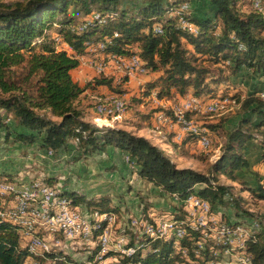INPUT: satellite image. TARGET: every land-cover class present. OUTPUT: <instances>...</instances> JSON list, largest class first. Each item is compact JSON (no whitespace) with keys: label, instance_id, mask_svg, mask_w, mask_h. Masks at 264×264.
<instances>
[{"label":"trees","instance_id":"1","mask_svg":"<svg viewBox=\"0 0 264 264\" xmlns=\"http://www.w3.org/2000/svg\"><path fill=\"white\" fill-rule=\"evenodd\" d=\"M123 1L0 0V92L9 94L0 96V129H6V140L13 137L21 143L39 142L41 148L53 153L68 148L70 141H77L84 154L114 146L126 152L143 179L171 197L184 200L195 192L196 197L209 200L215 209L235 200L240 212L242 196L234 192L235 186L220 184L219 176L240 180L237 171L250 166L244 153L246 143L256 138V132L264 133V99L258 94L264 85L256 91L243 90V93L234 90L232 80L243 71L264 78V10L254 9L252 0H248L249 6H243L244 0H207L212 15H206L193 12L192 0H147L136 14H130L125 8H119ZM73 5L79 6L75 14L71 12ZM184 24L194 28L184 27ZM54 26L56 33L50 35L48 31ZM105 38L115 42L106 44L105 54L123 58L138 55L150 72L158 73L145 83L142 96L152 90L158 91L160 97L173 100L184 98L189 92L205 100L231 96L249 113L227 132V142L212 166V174L179 168L144 136L117 126L98 127L85 120L78 100L86 91L97 93L102 88L116 93L127 91L123 87L128 78L111 76L108 72L85 85L73 78L72 71L80 66L78 56L87 54L88 46ZM61 42L62 48L72 51L61 49ZM133 100L144 103L142 97ZM255 116L256 122L253 121ZM7 117L15 120L13 127L6 121ZM197 121L212 138L217 126ZM203 133L200 129L181 142L173 141V146L181 149L196 145ZM262 148L264 153V141ZM255 176L254 185L241 182L255 200L264 201V176L259 172H255ZM0 180L13 181L7 175H0ZM46 181L44 183L52 186L51 178ZM197 185L201 186L196 189ZM60 194L62 198L72 199L75 205L85 203L90 209L102 212L103 219L92 222L95 237L105 228L106 219L113 216L109 213L119 211L107 197L85 202L87 198L77 192ZM12 199L13 195H0V208H5L0 209V264H31L23 224L6 218ZM242 211L247 213L246 220L256 219L260 224L259 231L246 242L251 264H264V211L256 212L258 216L252 211ZM172 216L183 218V209L172 212ZM188 222H182L187 231L179 239L178 247H175V237L161 239L144 234L140 235L138 244L131 241L134 248L131 254L114 249L100 254V247L95 246L86 261L103 264L113 256L118 264H207L210 248L207 245L198 248L201 230ZM36 233L43 236L46 230L37 228ZM33 258L42 261L41 264H85L62 251H50L45 257Z\"/></svg>","mask_w":264,"mask_h":264},{"label":"rangeland","instance_id":"2","mask_svg":"<svg viewBox=\"0 0 264 264\" xmlns=\"http://www.w3.org/2000/svg\"><path fill=\"white\" fill-rule=\"evenodd\" d=\"M146 2L147 0H124L123 3L120 4L119 8H125L129 11L130 14H136L138 8ZM247 5L249 6V1L244 0L243 6ZM210 8L211 5L207 0H192L193 12L196 11L202 12L206 15H212V9ZM78 9L79 6H71V12H74V14ZM92 14H94V12ZM79 16H81V14L78 15V17ZM48 32L50 35H54L56 33V26H54L53 29L49 30ZM108 73L112 76V70H108ZM149 74H151V76L153 77L157 73L149 72ZM145 83L146 82L140 83L138 97H144L141 95V93L145 90ZM85 84L86 83H84L83 85ZM240 86L241 85L233 83L234 90L243 91L244 88H241ZM127 90L128 91L124 93L113 92V96L110 93L108 95L101 96L100 99L97 98L96 100L92 97L91 94H85L79 98L78 104L84 111L85 118L87 116L90 118L91 113H95L93 122L91 123L95 124L96 126L115 127L117 126V124H120V127L125 128L130 132L141 136H148L149 140L153 144L161 148L179 168H193L205 174H212V166L213 164H215L220 154H222L224 146L227 142V132L235 128L243 117H247L249 115L248 112H244L242 110L241 103L238 102L235 98H230L228 100H223L221 103H217V105H214V109L196 106V119H198L200 123L205 122L206 124L216 125V132L212 134V138L209 137V135L207 136L208 147L206 149L204 145L205 143H200L206 142V134L204 135L205 132L199 137L196 145H186L181 149H176L173 146L175 135L174 138L172 137L173 134H176L174 132L175 130H170V128L168 129L165 127L167 126L165 123V119H156L155 123L153 120L155 109L150 106V103L144 101L142 105L135 102L133 100V92L135 90L132 87L127 88ZM0 96L7 97L9 96V94L2 95V93L0 92ZM193 96L202 99L204 102L206 101L203 98L197 97L195 95ZM158 98L165 97H160L158 94ZM242 98H244V94ZM114 99L121 101L122 103H124V105H127V108L125 110L122 109L121 112H115L112 114H100L97 111V107L99 104H105L109 106V108H112ZM206 102L204 104L210 103L211 99L208 100L207 103ZM177 106L178 100L169 99L168 104L166 105V113H174V108H177ZM2 112L5 113L4 110ZM40 113L45 114L44 111H40ZM47 115L54 120H58V118L52 116L51 113H48ZM11 116L13 118L12 114ZM8 117L6 118V121L9 124H12L11 126L13 127L16 122L14 119ZM90 120H92V118ZM253 121H258V118L255 116ZM218 125H221L222 127ZM198 130L200 131V129L193 130L192 134L198 133ZM201 130L205 131L206 129L204 128ZM184 138L185 136H177L176 141L181 142ZM256 138L258 139L257 143H260L262 145V142L264 141V133L259 131L256 132ZM47 152L53 153L52 151H47L46 149L41 148L39 142L33 144L21 143L15 141L13 137H11L9 140H6V129H0V175H7V177H11V179L13 180H0V195H13V199L10 201L8 207L17 205L21 201L20 198L37 200V192H47V190L53 191L54 186V192H57L58 196L56 197V199L55 197L50 198V204L54 203L52 200H63L60 194L61 192H77L87 198L85 202L90 199L94 200L101 197H107L112 203V206L119 208V211L116 214L109 213L114 217L113 223H117L119 225V227H116V234H124V228H132V224H130L132 223V220H129L131 217H153V220L166 219V225L178 219H181V217L178 219L174 218V216H172V212H179V210L182 208V205L173 202L174 200H172L171 195L166 194L164 191L163 193H165L166 195L163 194L161 192V189L156 188V185L149 182L148 180L143 179L137 172V168L129 161L126 152L117 151L115 148L110 146L105 151H97L91 154H84L77 141H70L68 148L58 150L54 154H49ZM263 156L264 155H262V158ZM262 158L261 160H258L262 161ZM255 160H257V157L252 162H255ZM247 169H249V167H247ZM49 178H51L52 180V186L44 183L47 182L46 180H48ZM241 178V181L249 182V175H241ZM219 183L235 186L234 192H236V194L242 196L243 198V200L241 201L243 207L241 208L242 210L252 211L254 212L255 216H258L259 214H257L256 212L264 211V201L255 200L249 191L244 190L245 186L242 184V182H234L226 175H220ZM10 184L14 185H11V188H9L8 186ZM254 184H256V182ZM36 185L38 187L37 191H30L36 190ZM200 186L201 185H197L196 189H198ZM189 195L195 196V192H192ZM64 199L70 201L72 205H75L73 204L72 199L68 197H65ZM200 200L207 199L201 198ZM179 201L188 202L189 196L184 200H181L179 198ZM207 201L209 202V204H211L209 200ZM229 201L230 204L219 206L218 212L227 214L228 218H230V223H241V221L243 222V220H246L244 216L247 213L243 212L242 210L240 212L237 211L235 200ZM77 205L82 206V208L85 209L84 211L93 210L90 209L85 203ZM145 208H147V210H145ZM175 208L178 210H174ZM98 211L94 213H102ZM182 219H189L190 221L188 222V224L201 230L202 235L205 234V228H209L208 221H200V226H197V221L193 220L192 218ZM111 224H109L108 227H110ZM164 227H161V230H163ZM221 230L222 227L220 228V232ZM127 232L129 235V240L135 242V244H138L140 235L132 231ZM105 233L107 234V231ZM46 235L41 236L39 234V236L41 237H45ZM174 239L176 240L175 247H178L180 240L177 241L176 238ZM223 241V239H221L220 241H216V236H209V243L212 242L211 245L204 244V239L200 238V240L198 241V248L200 246L204 248L205 245H207V247L210 248V253L213 254L212 250H215L217 246H220ZM94 247L91 248L92 253ZM111 247L109 249H114L116 251L118 249L119 251H121L122 248L123 250H128V248L124 246ZM82 251L81 253H78L80 259L86 256ZM196 252L198 253L199 250H196ZM237 252H240V255L242 254L241 251L231 250L228 254L229 256L226 254L224 256L221 255L220 261H223V259H232L233 255ZM184 253L187 254L186 250L184 251Z\"/></svg>","mask_w":264,"mask_h":264},{"label":"built area","instance_id":"3","mask_svg":"<svg viewBox=\"0 0 264 264\" xmlns=\"http://www.w3.org/2000/svg\"><path fill=\"white\" fill-rule=\"evenodd\" d=\"M189 4L191 3H188L187 5ZM252 7L254 9H264V0H252ZM184 27L194 28L191 24H184ZM114 43V39L106 38L99 41L98 43H92V45L88 46L87 54L78 56L80 65H88L93 70L94 65H101V72H95L97 76H104V70H112V76H123L128 78L125 86L131 78H140L144 75L149 74L150 70L145 69V62L142 61V59L138 55H125V58H116L114 56H105V54H99V45ZM61 49H66L69 52L72 51L71 48H62V42ZM140 83L144 82L141 81ZM262 92L264 91H259L258 93ZM143 98L145 102L150 103V106L152 108H154L155 110L158 109L154 114L155 119H165V123L167 126L173 128L176 125L180 128V130L175 134V140H177V136L191 135L194 129H202L196 119V104L200 103V101L198 99H195L193 94L178 99V106L174 110V113H166V105L168 104L169 99L166 97L158 98V91L156 90H152ZM230 98L232 97L226 96L223 98L211 99V102L209 104H205V106L209 107L212 105H216V103H221L223 100H228ZM114 108H121L125 110L127 108V105H124V103H117ZM207 136L208 135L206 134V142H200L205 143V149L208 147ZM11 185L14 184H10L8 187L11 188ZM54 189L55 187H53V191L37 192V200L43 202V206L49 204L50 196L54 192ZM30 191H37V185L36 190ZM173 200V202L182 205L184 213V216H182L183 218H192L193 220H196L197 226H200V221H209V228H205V234H203L201 237L204 239V244H211L209 243V236H216V241H220L221 239H233V241H239V233L245 230L236 228V236H222L220 235L221 227H232L230 226V218L223 214V212H218V209H215L208 204L202 203L200 199L195 198L194 195H189L188 202H180L179 198ZM61 208L62 215L54 217V220H57V225L62 226V238H54L53 235H46L47 241L51 242V245L55 247V249L70 248L71 254L75 258H77V260H80L78 253H81V251L83 250V254L87 255L88 248L91 244H88L87 240H76V233L79 231L88 232L89 227L92 226V219L99 218L102 214H97L91 211H84V208H82V206L77 205ZM65 214H73V221H65ZM8 218L13 219L10 217ZM129 220H132V228H124V234H116V227H119V225L117 223H113L112 221V224L107 229V234L99 235L96 243L106 244V249H109L111 246H124L130 251L131 240H129L127 231H132L138 235L153 234L155 232H158L161 227L166 226V219L153 220V217H131ZM184 231L187 230L184 229ZM240 242L241 249H247V256L245 257V260L228 264H251L252 258H250L248 248H245L244 241ZM229 253L230 252L223 254L228 255ZM184 255L186 256L187 254L184 253ZM109 262H114V259Z\"/></svg>","mask_w":264,"mask_h":264},{"label":"bare ground","instance_id":"4","mask_svg":"<svg viewBox=\"0 0 264 264\" xmlns=\"http://www.w3.org/2000/svg\"><path fill=\"white\" fill-rule=\"evenodd\" d=\"M259 10L263 11L264 9H259ZM106 48H107L106 44L99 45V54H105L104 51ZM105 56H114L116 58H123L117 54H105ZM94 69L96 70V72H101V65H94ZM145 69H147V68L145 67ZM107 72H108V70H104V74H106ZM262 91H264V89ZM259 95L262 99H264V92L260 93ZM195 99H198L200 101V103H197L196 106L204 107V108H210V109H212L214 107V105L209 106V107L205 106L204 103L206 101L208 102V100H206L204 102L202 99H199L196 97H195ZM117 103H122V102L114 99L112 108H109V106H107L105 104H99L100 106L98 105L97 111L100 114H112L115 112L116 113L121 112L122 111L121 108H114V106L117 105ZM207 104H209V103H207ZM216 105H217V103H216ZM175 109L176 108H174V110ZM204 135H205V133H204ZM209 143H211V142H209ZM210 146H211V144H210ZM48 191H52V190H47V192ZM57 196H58L57 192H53L51 194L50 198L55 197V199H56ZM195 198L201 199L199 197H195ZM174 199H177V198H174ZM20 200H19L20 202L17 205L11 206V209L6 213V218L7 219H9L8 217L13 218V219H9V220H11L13 222L21 221V223L23 224V226L25 228L24 236H25V239L27 240V248H28L27 252H29V254H30V260L32 262L31 264H41L42 261L40 262L39 260L34 259L35 257L33 258V256H37L39 258L45 257V255L52 250L62 251V252H65V254L67 253L70 255V253H71L70 248L55 249V247H53L51 245V242L47 241L46 236L45 237H41L42 235L39 236V234L36 233V230H37V228H43L46 230L47 235H53L54 238H62V226L57 225V220H54V217L62 215V208L61 207H69L72 205H70L67 202V200H65L64 198H63V200H52L54 202L53 204L49 203V204H46L45 206H43V202L38 201V200H34V199L33 200H27V198H20ZM200 201L202 203H205V204H208L211 206V204H209V202L207 200H200ZM0 215H2L1 211H0ZM102 219H103V217L100 216L99 218L92 219V222L93 221H99ZM113 220H114L113 216H109L106 219L105 228L102 229L103 231L99 235H106L105 232L107 231L109 224H111ZM65 221H73V214H65ZM188 221H190V220L188 219ZM182 222H184V220L171 222L170 224L166 225L163 230L159 229L158 232H155V233L149 234V235L152 238L168 239L170 237H175L177 240H179L180 238L184 237L186 234V231H184V229H186V228L184 227V224ZM130 224H132V223H130ZM230 226H232V227H222L220 235H222V236H236V228L245 229V230H243L241 233H239V241H233V239H223L224 241L220 244V246H217V247L214 246L216 248H215V250H212L213 254H211V256H210L212 258H210L208 264H228V263H236L238 261L245 260V257L247 256V250L241 249V242L240 241H244V246L246 248L247 240L250 237L254 236V234L256 232L259 231V229H258L259 223L256 219H248V220H245L241 223L231 222ZM26 235H27V237H26ZM99 235H97L96 237L94 236L92 226L89 227L88 232L87 231H79L76 233V240H87V243L91 244L88 248V254L86 256H84L83 258H81L80 260L76 259L77 261L84 262L85 264H90L86 260H88L89 255L92 254L91 248L94 247L95 245L100 247V251H101L100 254H105L108 251V249H106V244L96 243ZM213 237H215V236H213ZM214 247H212V248H214ZM200 248H202V246H200L199 249ZM231 250L241 251L242 254L240 255V252L239 253L237 252L236 254L233 255L232 259L229 258L228 260L223 259V261H220L221 255L224 256L225 254H223V253H228ZM117 251H119V249ZM133 251H134V248L131 247L130 251L129 250H123V248H122L121 251H119V252H121L122 254H131ZM64 258H65V256H64ZM250 258H252L251 255H250ZM112 259H114V262H109ZM64 260H66V259H64ZM52 262H53V260H52ZM76 262H74V263H76ZM50 263H51V260H50ZM109 263L118 264L117 258L115 259L112 257V258L106 260L103 264H109ZM43 264H44V262H43Z\"/></svg>","mask_w":264,"mask_h":264},{"label":"crops","instance_id":"5","mask_svg":"<svg viewBox=\"0 0 264 264\" xmlns=\"http://www.w3.org/2000/svg\"><path fill=\"white\" fill-rule=\"evenodd\" d=\"M198 13L199 14H203L202 12H198ZM95 72H96V70L95 69L93 70L88 65H80L78 69L72 71V74H73L74 80L77 81L80 85H83L84 83H87L89 80H91V79H93V78H95L97 76V74ZM157 76H158V73L155 76H153V77L151 76V74H147V75H144V76H142L140 78H131L129 80V82L126 84L125 89L132 87L135 90L133 92L134 93L133 94V97H136L137 98L138 97V91H139V88H140V82L141 81L147 82L150 79L155 78ZM232 80H233V83L238 84V85H241L240 87L241 88H244V90L246 92L256 91L258 89V87H261L262 85H264V78L262 76H259L257 74H251L249 71H246V72L243 71L241 73V75H239L237 77H233ZM263 89H261V90H263ZM110 93L112 94L113 92L110 91L107 88H102L97 93H93L91 91H86L83 95H85V94H91L92 97L96 100L97 98L100 99L101 96L108 95ZM190 94H192V93L189 92L188 95H190ZM94 116H95V113H91L90 118L87 116L85 118V120L90 121V122H93ZM91 118H92V120H90ZM153 120L156 123L155 117L153 118ZM117 126L120 127L121 125L120 124H117ZM165 127L168 128V129L170 128V130L171 129L172 130H175L174 131L175 133L180 130V128L178 126H176V125L173 128H171L170 126H165ZM120 128H122V127H120ZM123 129H125V128H123ZM136 135H138V134H136ZM139 136H141V135H139ZM144 137H146L147 139H149L148 136H144ZM173 138H174V136H173ZM257 142H258V139L257 138L252 139V140H250V141H248L246 143L245 148H244V153L246 154V156L248 158V161H249V164H250L249 169H247L246 167H244L241 170H238L237 171V175H238L239 178H241V175H245V176L246 175H249V182L251 184H254L256 182L255 181V172H259L260 171L259 173L262 176H264V163L262 161H259V160H261L262 155H263V148H262V145L260 143H257ZM112 147L115 148L117 151H122L121 149H119L117 147H114V146H112ZM256 157H257V160H255V162H252ZM241 180H242V178L240 180H237V181L238 182H241ZM243 180H245V179H243ZM246 180H248V179H246ZM237 181H234V182H237ZM156 188H159V187L156 186ZM161 192L163 193V191H161ZM163 194H165V193H163ZM173 199L174 198L172 197V200ZM96 211H98V210H94V211L92 210L91 212H96ZM98 212H100V211H98Z\"/></svg>","mask_w":264,"mask_h":264}]
</instances>
